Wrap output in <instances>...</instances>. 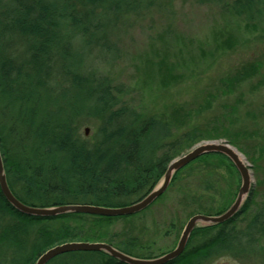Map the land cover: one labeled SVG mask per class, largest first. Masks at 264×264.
I'll return each instance as SVG.
<instances>
[{
	"label": "trees",
	"instance_id": "16d2710c",
	"mask_svg": "<svg viewBox=\"0 0 264 264\" xmlns=\"http://www.w3.org/2000/svg\"><path fill=\"white\" fill-rule=\"evenodd\" d=\"M163 1L174 0H0V156L7 186L22 204L126 207L158 185L172 160L200 141H217L196 129L175 135L169 121L137 113L120 102L121 88L85 72L92 53L110 51L117 21ZM188 1L264 25V0ZM85 117L100 122L92 140L76 132V122ZM226 143L237 148L235 141ZM221 169L240 183L234 166L219 154L203 155L172 176L168 188L195 181L187 197L189 218L221 215L234 202L217 210L206 198L220 193ZM252 199L250 191L228 221L194 229L182 254L167 264H209L264 251V205L252 208ZM144 211L42 219L20 214L0 192V264H34L47 250L73 242L105 243L144 260L171 252L144 255L128 229L122 238L111 232L117 221ZM48 264L122 263L102 252H75Z\"/></svg>",
	"mask_w": 264,
	"mask_h": 264
},
{
	"label": "rangeland",
	"instance_id": "374dc122",
	"mask_svg": "<svg viewBox=\"0 0 264 264\" xmlns=\"http://www.w3.org/2000/svg\"><path fill=\"white\" fill-rule=\"evenodd\" d=\"M110 39V51L92 53L85 72L121 88L120 102L137 113L169 121L175 135L196 129L197 135L235 141L237 148L231 147L251 174L252 208L264 205V25L213 5L174 0L122 17ZM99 124L82 118L76 132L92 140ZM202 142L209 141L197 144ZM216 174L224 178L220 196L205 195L220 210L235 200L240 183L225 169ZM194 183H175L144 213L114 223L111 232L122 238L128 229L144 255L173 250L190 217L186 204ZM209 264H264V251Z\"/></svg>",
	"mask_w": 264,
	"mask_h": 264
},
{
	"label": "water",
	"instance_id": "95a60500",
	"mask_svg": "<svg viewBox=\"0 0 264 264\" xmlns=\"http://www.w3.org/2000/svg\"><path fill=\"white\" fill-rule=\"evenodd\" d=\"M87 132L88 130H85V135H87ZM230 148L233 147L228 145L226 142L221 141L202 142L193 146L188 152L177 157L168 164L161 181L150 193H148L145 197H143L136 203L121 208H105L90 205H66L52 208H36L24 205L13 196L7 186L1 156L0 192L5 201L14 210H16L22 215H26L29 217L48 219L67 214H85L107 218L129 217L139 214L140 212L147 209L150 205H152L167 190L172 176L179 170L183 169L184 167L198 159L199 157L207 154H219L226 157L234 166L240 178V186L234 202L228 208V210H226L221 215L206 216L198 214L189 218L186 224L184 225L176 247L171 252L157 258L144 260L125 255L105 243L73 242L58 245L47 250L34 263L48 264L51 260L58 256L75 252H102L122 264H167L182 254L194 229L198 227L216 226L228 221L239 211L243 202L247 198L251 189V174L247 166L244 165V163L238 158L235 153L232 152Z\"/></svg>",
	"mask_w": 264,
	"mask_h": 264
},
{
	"label": "bare ground",
	"instance_id": "6f19581e",
	"mask_svg": "<svg viewBox=\"0 0 264 264\" xmlns=\"http://www.w3.org/2000/svg\"><path fill=\"white\" fill-rule=\"evenodd\" d=\"M232 150L233 153H235L238 158L243 162V157L234 149V148H230ZM244 163V162H243Z\"/></svg>",
	"mask_w": 264,
	"mask_h": 264
}]
</instances>
